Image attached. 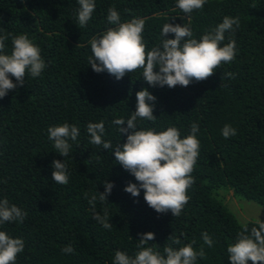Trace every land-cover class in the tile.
<instances>
[{
  "label": "trees",
  "instance_id": "16d2710c",
  "mask_svg": "<svg viewBox=\"0 0 264 264\" xmlns=\"http://www.w3.org/2000/svg\"><path fill=\"white\" fill-rule=\"evenodd\" d=\"M177 2L95 0L92 18L80 28L78 0H0V36L8 37L5 54L13 49V37L26 34L47 65L39 77L26 76L23 86L0 98V200L7 198L27 213L23 223L0 224V230L25 242L15 264H114L116 251L134 257L140 234L147 232L155 238L146 246L162 254L168 245L179 248L195 240L193 247L199 251L203 245L206 253L197 264H231L228 246L244 227L250 231L258 226L255 221L239 222L226 195L231 191L233 197L264 206V0H206L191 14L183 13ZM110 8L120 13L121 23L145 21L147 50L161 45L166 23L190 24L199 40L225 16L239 17V27L226 32L221 44L235 40V59L187 87H153L143 79V69L121 79L106 70L97 73L88 65L90 45L116 26L107 21ZM174 36L169 33L167 38ZM228 72L233 77L222 80ZM144 88L157 97L150 102L156 118H137L138 129L176 127L184 138L193 123L199 126L194 183L178 217L171 211L156 212L146 203L143 189L138 197L126 192L129 183L139 182L115 161L114 150L126 142L128 133L121 134L112 122L131 117L136 93ZM90 122H104L102 139L111 142V149L90 144ZM64 123L80 130L77 140L69 141L66 158L54 149L48 134L49 127ZM226 124L237 129L227 139L222 135ZM55 159L66 160V185L52 179ZM105 180L114 187L103 203L97 199L95 211L103 214L107 209L111 229L93 220L88 202L105 191ZM204 232L214 240L212 247L204 245ZM170 235L179 237L181 244H172ZM69 245L74 252L66 254L62 249Z\"/></svg>",
  "mask_w": 264,
  "mask_h": 264
},
{
  "label": "clouds",
  "instance_id": "9594fccd",
  "mask_svg": "<svg viewBox=\"0 0 264 264\" xmlns=\"http://www.w3.org/2000/svg\"><path fill=\"white\" fill-rule=\"evenodd\" d=\"M78 3V26L82 28L92 18L96 5L95 0H78ZM205 3L206 0H178L177 7L183 13L191 14L194 10L202 9ZM107 21L116 26L91 41L92 55L88 59V65L97 73L106 70L116 79L143 69V79L153 87H187L192 81L199 82L211 77L223 63H231L237 53L235 40H230L223 46L221 44L225 41L226 32L235 31L234 26L239 27V17L225 16L221 23L203 34L199 40L194 38L190 24L166 23L161 32V45L151 50L146 49L142 35L145 28L143 19L133 18L121 23L120 13L115 8H110ZM169 33H174V38H167ZM7 38L0 36V98L5 97L10 90L23 86L26 76L39 77L47 67L40 48L26 34L13 37L10 54L4 52ZM225 75L233 77L231 72L223 73L222 80ZM11 77L15 78V82ZM136 97L137 108L131 117L126 121L117 118L112 122L118 126L121 134L128 133L126 142L114 150L115 161L139 182V185L129 183L125 191L138 197L143 189L146 203L156 212L171 211L173 216L178 217L188 203L187 190L194 183L191 174L199 156V126L193 123L190 134L184 138H181L176 127H168L159 132L155 129L140 130L137 118L155 120V104L150 102L156 101L157 97L147 88L138 91ZM125 122L127 127H123ZM87 132L91 137L90 144L111 149V142L102 139L105 134L104 122L88 123ZM48 134L49 140L54 142V149L66 158L72 147L69 141L75 142L80 130L75 124L64 123L49 127ZM236 134L237 129L231 125L226 124L222 129V135L226 139ZM52 167L53 181L66 185L70 175L66 160L55 159ZM104 185L105 191L99 192V197L93 194L88 202L93 208V220L103 228L111 229L107 209H104L103 214L95 211L97 199L103 203L114 187L113 182L108 180L104 181ZM85 197L88 198L87 193ZM26 215L17 205L10 204L7 198L0 200V224L13 221L23 223ZM154 238L153 232L141 233L137 240V248L140 250L136 255L131 257L123 251H116L114 264H197L198 257L206 258L203 245L199 251L193 247L195 240L179 248L168 245L164 247L162 254L154 247L146 246ZM202 239L204 245H214V240L207 232L202 233ZM168 240L175 245L181 244L177 236L170 235ZM24 248L23 238H14L0 230V264H15L17 255ZM62 251L70 254L74 249L69 245ZM227 253L231 264L264 262V221L253 226L250 231L244 227L236 241L228 246Z\"/></svg>",
  "mask_w": 264,
  "mask_h": 264
},
{
  "label": "rangeland",
  "instance_id": "374dc122",
  "mask_svg": "<svg viewBox=\"0 0 264 264\" xmlns=\"http://www.w3.org/2000/svg\"><path fill=\"white\" fill-rule=\"evenodd\" d=\"M229 209L234 213L239 222L264 221V206L242 197H233L231 191L226 195Z\"/></svg>",
  "mask_w": 264,
  "mask_h": 264
}]
</instances>
